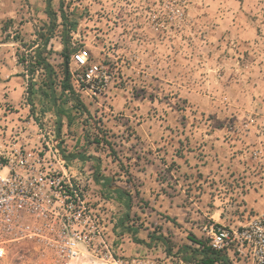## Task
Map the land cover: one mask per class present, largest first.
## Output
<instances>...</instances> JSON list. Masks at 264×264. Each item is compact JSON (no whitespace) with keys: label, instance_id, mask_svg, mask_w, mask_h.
I'll return each instance as SVG.
<instances>
[{"label":"rangeland","instance_id":"1","mask_svg":"<svg viewBox=\"0 0 264 264\" xmlns=\"http://www.w3.org/2000/svg\"><path fill=\"white\" fill-rule=\"evenodd\" d=\"M60 2L77 20L69 52L87 50L111 76L100 98L61 92ZM0 5L13 16L0 38L15 43L23 74L19 91L4 96H23L38 125L21 136L2 132L0 143L22 141L27 152L55 143L63 157L92 158L67 167L103 244L63 264H200L188 238L202 241L207 221L235 227L264 210V0H51L57 21L46 45V0ZM38 48L53 70L52 92L44 69L27 68ZM65 68L75 70L71 57ZM0 264L59 263L23 240Z\"/></svg>","mask_w":264,"mask_h":264},{"label":"built area","instance_id":"2","mask_svg":"<svg viewBox=\"0 0 264 264\" xmlns=\"http://www.w3.org/2000/svg\"><path fill=\"white\" fill-rule=\"evenodd\" d=\"M70 57L76 67L70 74L73 90L104 96L111 84L107 68L90 61L85 49ZM6 142L0 143V258L10 244L23 240L41 246L59 264L77 259L94 242L101 246L102 228L88 229L84 188L72 182L59 147L44 142L46 151L39 142L42 150L27 152L26 144ZM254 155L260 160L258 151ZM257 166L264 184V167L258 161ZM257 188L263 191L264 185ZM201 235L207 246L226 256V264H264V210L235 227L209 220Z\"/></svg>","mask_w":264,"mask_h":264},{"label":"trees","instance_id":"3","mask_svg":"<svg viewBox=\"0 0 264 264\" xmlns=\"http://www.w3.org/2000/svg\"><path fill=\"white\" fill-rule=\"evenodd\" d=\"M45 13L47 18L49 19V23L50 26L48 28V34L42 36V45H46V43L48 42L49 38L51 37L55 26H56V21H57V16L56 13L53 12L52 8H51V0H46V8H45ZM59 17L62 21L61 25L63 28V32L61 33V44H62V51H61V56L64 60V75H63V79L60 83L61 86V92L62 93H66L69 96H76L72 85L70 83V74L68 72V68H65V65H67V63L69 62L70 56L72 53H74L76 50H72L69 52L68 50V45H69V40H70V30L73 29L76 24H77V20H70L67 19L66 16L63 14V10H62V2H60L59 5ZM11 21V20H8ZM1 31H4V27L1 28ZM40 48H38L37 50H35V60L33 62H30L29 64H27V68L31 70V72L35 71V68H42L47 72V81L49 82V88L51 89L52 92V80L50 79V75H52L53 70L51 68V66L49 65V63L46 61V59L44 57L41 56V51H39ZM23 62H25V60L23 59ZM74 101H77V104H75V109L76 110H83V111H87L85 106L78 100L73 98ZM60 116V114H58ZM98 143V142H96ZM78 159L79 161H87L88 159H92L91 157H83L80 154L77 155H70L68 157H65V159L67 161H70L72 159ZM98 180V179H96ZM107 182H110V178H107ZM106 187H108V184H105ZM117 192H119L120 194H122L121 189H117ZM126 210H128V206L126 207ZM135 230V229H133ZM135 239V238H134ZM151 240H160L161 242L166 244V240L163 236H158L157 238L155 237H150ZM189 241H191L192 243L196 244L198 248H194L192 250V256H196L199 255L201 257L199 263L200 264H219V263H224L226 264V258L225 256L220 253V252H215L214 250H212L209 246H207V244L201 240L196 239L194 236H190ZM136 243L139 244H143L145 246H149L148 244H145L143 241L141 240H134ZM189 249L188 246H182L179 250V253L183 254L185 253L187 250Z\"/></svg>","mask_w":264,"mask_h":264},{"label":"crops","instance_id":"4","mask_svg":"<svg viewBox=\"0 0 264 264\" xmlns=\"http://www.w3.org/2000/svg\"><path fill=\"white\" fill-rule=\"evenodd\" d=\"M6 17L10 19L9 17L13 16L7 15L0 9V34L2 22ZM14 44L15 43L3 41L0 38V56L2 57L0 61V132L8 134L19 133L21 136L30 133L31 129H38V125L34 120V115L37 117V114L35 113L33 115V112L28 108L29 105L25 104L26 101L23 96H4L7 94L10 95L11 92L16 93L21 88V84H19L18 81H22L23 74L21 72V67L14 59ZM5 57L9 58L8 62L4 59ZM17 85H19V87L16 88ZM50 112L51 111L47 110L46 114L50 116ZM5 141H8V139H5ZM19 142L23 143L22 141Z\"/></svg>","mask_w":264,"mask_h":264}]
</instances>
